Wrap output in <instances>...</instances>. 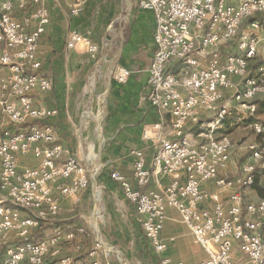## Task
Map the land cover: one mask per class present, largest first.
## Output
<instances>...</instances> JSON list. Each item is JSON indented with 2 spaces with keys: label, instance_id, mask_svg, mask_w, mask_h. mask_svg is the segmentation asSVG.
<instances>
[{
  "label": "built area",
  "instance_id": "2783aa9c",
  "mask_svg": "<svg viewBox=\"0 0 264 264\" xmlns=\"http://www.w3.org/2000/svg\"><path fill=\"white\" fill-rule=\"evenodd\" d=\"M52 1L59 2L0 0V118L8 121L0 129V192L5 193L0 264H112L116 248L103 241L96 225L86 259L64 254V246L74 241L82 250L90 235L84 225L56 227L53 234L36 237L59 217L62 198L79 203L92 183L88 167L57 140L50 120L58 109L41 100L53 89L40 44L52 23ZM90 1L74 0L71 15L79 16ZM140 5L156 16L146 99L159 120L143 132L153 139L154 151L149 160L144 148L132 149L133 178L120 170L110 178L134 205L157 253L167 249L162 229L172 207L206 251L199 264H264V197L245 195L264 171V142L248 146L239 175L222 173L235 152L222 127L240 114L256 115L257 98L264 95V0H140ZM68 32V49L83 45L98 58L100 44L77 28ZM171 62L183 66L172 72ZM130 75L129 68L116 66L119 83L126 84ZM168 115L171 136L163 130ZM251 127L264 135L261 121L253 120ZM21 155L38 162L19 167ZM207 182L215 189L203 188ZM159 264L184 263L161 258Z\"/></svg>",
  "mask_w": 264,
  "mask_h": 264
},
{
  "label": "crops",
  "instance_id": "0c3cea01",
  "mask_svg": "<svg viewBox=\"0 0 264 264\" xmlns=\"http://www.w3.org/2000/svg\"><path fill=\"white\" fill-rule=\"evenodd\" d=\"M73 2L59 0L58 3L52 1L50 4L52 23L40 44L47 51L43 70L52 76L53 89L41 100L43 104L58 109V113L50 120L57 140L88 167L92 183L82 194L81 202L77 203L72 197L62 198L59 217L49 223L52 225L51 233L56 227L75 229L84 225L91 229L92 224L99 231L100 218L109 215L117 225L111 235L130 240L128 245L135 264H159L161 258L169 259L170 263L181 261L184 264H199L206 256V251L196 242L191 229L174 208L167 209L168 218L162 229L167 249L159 254L146 240L134 205L125 198L121 186L110 178L113 170H120L133 178L132 149L144 148L149 160L154 151L151 147L153 139H145L143 132L159 120V115L146 99L150 63L157 48L154 40L156 16L152 10L144 9L140 0H91L79 16H73L70 13ZM90 26L102 36L101 41L97 42L101 51L96 60L91 58L83 45L74 49L66 46L70 28L84 32L85 29L93 30ZM106 42L108 45H105ZM117 65H123L131 71L126 84L114 78ZM182 66L180 62H171L169 69L178 72ZM232 123L230 119L222 127V132L230 134L228 129ZM7 124V118L1 117L0 129ZM188 129L192 130L190 126ZM163 130L165 135L171 136L173 130L169 115ZM37 162L38 159L32 155H21L18 165L35 166ZM241 163L234 156L229 169L222 173L236 177L240 173ZM203 188L215 189V186L207 182ZM96 193L100 194L99 201L95 199ZM246 195L248 200L261 198L253 188ZM4 198L5 193L2 191L0 199ZM103 208L107 215L102 213ZM80 217L86 225L81 223ZM86 241L81 251L77 249L79 241L65 245L64 254L86 259L90 246L86 247ZM103 241L119 251L105 237ZM3 255H0V259ZM121 255H125L124 252ZM119 260L123 262V257L120 256Z\"/></svg>",
  "mask_w": 264,
  "mask_h": 264
},
{
  "label": "rangeland",
  "instance_id": "374dc122",
  "mask_svg": "<svg viewBox=\"0 0 264 264\" xmlns=\"http://www.w3.org/2000/svg\"><path fill=\"white\" fill-rule=\"evenodd\" d=\"M90 28H92V26H90ZM91 29H85L84 32L86 33L87 36L91 37V39L93 41H95L96 43L101 41L102 36L99 35L95 29L96 28H92ZM259 101H263L264 100V95L260 96L257 98ZM258 111V110H257ZM240 119H234L233 123L231 125V127H229L230 129H228V132L230 133V136L232 138V142L233 145H235V152H234V156H235V160L238 162L244 160L245 158H247V156L249 155V151H248V146L253 143V142H264V135H259L258 133H256V131L254 130V128L251 127V122L253 120H259L263 123L264 125V107H260L259 111L257 112L256 115L250 116L245 114H240ZM240 163V162H239ZM257 185L258 187L253 186L252 188L255 190V192L257 194L260 195V197H262L260 191L261 189L259 187L262 188V191L264 190V171L260 172L257 175ZM247 193H245L246 195ZM248 197H250L248 195ZM103 202V201H102ZM100 203L101 206H103V203ZM93 203V202H92ZM100 207V206H99ZM88 211V210H87ZM105 213V209L103 208L102 213ZM88 214L90 213L87 212ZM86 215V212L85 214ZM97 215V213H96ZM107 215V214H106ZM87 216V215H86ZM81 218V223H84V219L82 217ZM86 225V223H84ZM75 227V225H73ZM116 223L114 222V218L110 217L109 215L107 216H103V218H100L99 220V226L98 229H100L99 231H101L104 234V237L106 239L107 242H113L114 245L116 247L119 248V251L116 250V252H113L112 255V263L113 264H135L133 262V255L130 252V246L129 244V239L125 238V237H116L115 235L112 236L111 233L114 230V227H116ZM112 229V230H111ZM52 225L51 224H47L44 226L43 230L41 229L36 237H47L48 235L52 234ZM88 231L90 232V235L87 238L86 243V247L92 243H94L95 241V236L96 234H93L92 229H88ZM101 233V235H102ZM103 236V235H102ZM102 237V238H104ZM5 246V245H4ZM4 246H0V255L2 256V254L4 253ZM3 247V248H2ZM65 252V251H64ZM121 252H124L125 255H121ZM120 256L123 257V262L120 263Z\"/></svg>",
  "mask_w": 264,
  "mask_h": 264
},
{
  "label": "trees",
  "instance_id": "16d2710c",
  "mask_svg": "<svg viewBox=\"0 0 264 264\" xmlns=\"http://www.w3.org/2000/svg\"><path fill=\"white\" fill-rule=\"evenodd\" d=\"M260 107H264V100H263V101H261V100L258 101V111H259ZM228 121H230V120H228ZM228 121H227V122H228ZM227 122H226V123H227ZM258 174H259V173H258ZM258 174H257V175H258ZM257 175H256V178H257ZM253 186L258 187V185H257V179H256V182H255V184H254ZM259 188L261 189V191H260V193L262 194L261 196L264 197V190L262 191V188H261V187H259Z\"/></svg>",
  "mask_w": 264,
  "mask_h": 264
}]
</instances>
